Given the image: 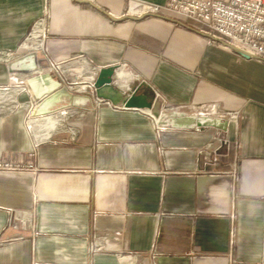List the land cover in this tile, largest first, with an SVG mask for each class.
I'll return each mask as SVG.
<instances>
[{"label": "crops", "instance_id": "crops-1", "mask_svg": "<svg viewBox=\"0 0 264 264\" xmlns=\"http://www.w3.org/2000/svg\"><path fill=\"white\" fill-rule=\"evenodd\" d=\"M128 1L0 0V50L47 17L53 57L88 77L115 67L129 96L115 109L74 91L70 108L28 116L26 75L0 59V159L37 167L0 171V238L22 236L0 245V264H264V61L183 16L127 14ZM154 91L191 115L216 104L238 117L224 129L160 125L131 103ZM216 137L230 145L202 152ZM16 215L33 227L8 226Z\"/></svg>", "mask_w": 264, "mask_h": 264}, {"label": "built area", "instance_id": "built-area-1", "mask_svg": "<svg viewBox=\"0 0 264 264\" xmlns=\"http://www.w3.org/2000/svg\"><path fill=\"white\" fill-rule=\"evenodd\" d=\"M129 8L126 13L130 12L131 6L136 8V11L140 12V15H148L152 13H173L176 15L183 16L202 27V31L210 38L211 42H217L223 44L225 48L236 49L249 57L256 58L258 60L264 61V0H166L163 4L153 3L144 0H129ZM46 19L41 18L33 25L26 38H24L14 50H0V56H8L5 62L16 57V52L18 50H23L25 52H38L41 51L48 63V66L41 69L40 71H48L55 75L57 79L64 84L70 91H79L84 93H89V95L96 96V88L94 86L97 68L94 74L86 75L83 68L80 73H73L69 68L65 67L66 60H58L56 58L49 57V48L45 44L40 46L39 42L42 40L45 43L46 38V27L42 35L34 38L33 32L35 27L39 23H44ZM82 54L76 55V58L82 57ZM0 59H2L0 57ZM126 66V63H122ZM78 76L73 80L72 76ZM87 76V77H86ZM87 78V79H85ZM3 89L10 88L9 86L2 87ZM23 89L28 91L27 87L23 84ZM155 98H161L158 92H155ZM104 100V99H103ZM100 99V101H103ZM161 101V100H159ZM163 105V103H162ZM115 109H122L126 107L124 105H113ZM197 111L202 116H208L212 118H217L221 121L227 119L235 120L238 117V112L234 111H220L216 104H201L196 106ZM30 110L28 116H30ZM198 129L199 127L196 126ZM217 145H214V142ZM230 140L227 137H216L213 141L208 142L202 152H208L210 154L218 155L220 148L224 146H229ZM237 150H239L240 145L236 144ZM240 154H235V161L233 162V167L229 171L232 179H238V160ZM31 171L35 172L37 167L33 164H22L18 162L0 159V171L13 172V171ZM13 226L18 225L32 226L30 221L26 217L15 216ZM11 222L7 225L10 226ZM33 227V226H32ZM22 236H16L10 240H2L0 238V245L4 243H9L17 239H21ZM97 249V248H95ZM152 258L158 255V252L152 250Z\"/></svg>", "mask_w": 264, "mask_h": 264}, {"label": "water", "instance_id": "water-1", "mask_svg": "<svg viewBox=\"0 0 264 264\" xmlns=\"http://www.w3.org/2000/svg\"><path fill=\"white\" fill-rule=\"evenodd\" d=\"M107 14L110 15L109 13ZM120 18L116 17V19ZM236 51L245 57H249L239 50ZM28 63L30 65H27ZM6 67L10 73L26 75L23 79V84L27 87L30 101L34 104L30 112L32 117H48L54 112L65 110L73 105L74 92L56 79L52 73L40 71L47 67V63L46 59L40 57L37 52L33 51L17 55V57L6 62ZM115 70V67H103L100 69L94 82L96 96L102 100L109 101L112 105L122 104L127 107L129 96L116 87L114 83ZM62 98H66V101L60 103ZM195 125L197 127L224 129L226 123L217 118L199 116L195 120Z\"/></svg>", "mask_w": 264, "mask_h": 264}, {"label": "bare ground", "instance_id": "bare-ground-1", "mask_svg": "<svg viewBox=\"0 0 264 264\" xmlns=\"http://www.w3.org/2000/svg\"><path fill=\"white\" fill-rule=\"evenodd\" d=\"M131 12H128L127 14H133V15H137L140 16V12H138V10L136 11V8L130 10ZM45 29V25L44 23H39L33 32V37L36 38L40 35L43 34ZM40 46H44L46 43H44L42 40L38 41ZM47 45V44H46ZM48 46V45H47ZM2 59H7L8 56H0ZM117 70V69H116ZM115 70V72H116ZM116 75V74H115ZM97 76V75H96ZM124 76L123 73H118V78H122ZM21 89L22 91H25L23 89V85H21ZM0 90L7 92L5 89L0 88ZM28 92V91H25ZM131 103L133 105H138L141 107H146L147 111L149 113H151V115L154 116V119L156 120V122L160 125H173V126H196L195 125V120L197 117L202 116L200 114H196V115H182L180 113H176L174 112L171 116L166 115L164 112H159L158 113V109H157V105L155 106V108H150L148 104H146L147 102H145L143 99H139V98H133L131 100ZM34 105H32L31 110L33 109ZM52 126V125H51ZM46 132L48 133L50 131V129H52V127L50 126H46L45 127Z\"/></svg>", "mask_w": 264, "mask_h": 264}, {"label": "rangeland", "instance_id": "rangeland-1", "mask_svg": "<svg viewBox=\"0 0 264 264\" xmlns=\"http://www.w3.org/2000/svg\"><path fill=\"white\" fill-rule=\"evenodd\" d=\"M129 8V4H127V6H126V11H127V9ZM135 8V7H134ZM133 8V9H134ZM48 10V9H47ZM47 13H48V11H47ZM47 13H46V15H47ZM43 18H45V19H47V17H43ZM47 21V20H46ZM26 36H27V34H26ZM26 36L24 37V38H26ZM48 39H49V35H48V33H46V38H45V43L48 45ZM26 53H28V52H26ZM49 53V52H48ZM37 54L40 56V57H44L45 58V56H44V54L41 52V51H38L37 52ZM49 57L50 58H55V57H53L52 55H51V53H49ZM46 59V58H45ZM46 63H47V61H46ZM47 66H48V63H47ZM56 79H57V77L55 76V75H53ZM64 85V84H63ZM85 94H87V93H85ZM160 98V97H159ZM144 100V99H143ZM162 103H163V101L161 100V101H159V100H157L156 98H155V94H153L152 96H150L149 97V100H148V103H146V104H148L149 105V107L150 108H155V106L157 105V109H158V113L159 112H164L166 115H169V116H171L174 112H176L177 113V111L178 112H180V113H184L186 116L187 115H191L192 114V112L194 111V110H192V109H186V110H184V109H176V108H173L172 106H168L167 104H165V103H163V105H162ZM143 109H145L146 111H147V109H146V107H144ZM196 110V109H195ZM197 111V110H196ZM198 112V111H197ZM150 118H154V116L152 115V117L150 116V115H148ZM232 169V168H231ZM231 171V170H230ZM14 221L16 222V220H14V219H12V221H11V227L13 226L12 224L14 223ZM15 227V226H14Z\"/></svg>", "mask_w": 264, "mask_h": 264}]
</instances>
